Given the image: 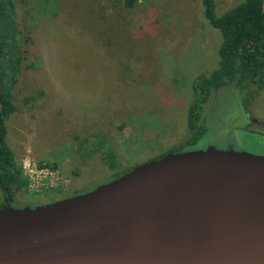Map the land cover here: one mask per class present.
<instances>
[{"label":"rangeland","instance_id":"obj_1","mask_svg":"<svg viewBox=\"0 0 264 264\" xmlns=\"http://www.w3.org/2000/svg\"><path fill=\"white\" fill-rule=\"evenodd\" d=\"M214 1L221 15L242 0ZM12 4L3 19L12 41L2 73L15 106L5 122L6 143L28 181L32 164L50 172L10 206L87 192L172 152L230 145L264 154V87L255 84L246 109L251 125L242 128L237 91L220 90L216 104L207 102L211 119L200 118L204 131L186 143V91L218 62L220 33L201 0H140L131 8L118 0Z\"/></svg>","mask_w":264,"mask_h":264},{"label":"water","instance_id":"obj_2","mask_svg":"<svg viewBox=\"0 0 264 264\" xmlns=\"http://www.w3.org/2000/svg\"><path fill=\"white\" fill-rule=\"evenodd\" d=\"M0 264H264V155L172 152L87 192L0 208Z\"/></svg>","mask_w":264,"mask_h":264},{"label":"trees","instance_id":"obj_3","mask_svg":"<svg viewBox=\"0 0 264 264\" xmlns=\"http://www.w3.org/2000/svg\"><path fill=\"white\" fill-rule=\"evenodd\" d=\"M118 1L124 7L131 8L140 0ZM201 3L206 20L220 33L218 62L210 72L195 77L191 82L190 93L185 88L190 98L187 113L190 135L186 143L194 142L198 133L204 131L205 122H201V116L209 121L214 113L207 100L215 99L220 90L234 88L237 95L243 96L245 100L254 84L264 87V0H242L221 15L215 13L214 0H201ZM12 6V0H0V191L3 195L0 208L10 206L16 194L26 190L28 184L21 165L6 143L5 122L14 112L15 106L11 86L5 83L2 73V59L12 41V37L8 36L11 23L3 19L9 16Z\"/></svg>","mask_w":264,"mask_h":264},{"label":"flooded vegetation","instance_id":"obj_4","mask_svg":"<svg viewBox=\"0 0 264 264\" xmlns=\"http://www.w3.org/2000/svg\"><path fill=\"white\" fill-rule=\"evenodd\" d=\"M236 90V89H235ZM235 94H238V92H236ZM235 98L237 99V101H235V103H238V104H240V109H241V112H242V114H244V116H245V119H246V121L244 122V124L242 125V128L245 130V127L246 126H249V125H251L252 124V118H250V117H248V113H246V109L252 104V99H253V97L251 96V95H249L248 97H247V99H245L244 100V97L243 96H239V95H235ZM236 99H234V100H236ZM209 100H212L213 102H215V103H213L212 105H214V104H216V102H217V100H218V97H216L215 99H213V98H209L208 100H207V102L209 101ZM219 102V101H218ZM246 131H248V130H246ZM249 132H251V133H255V132H252V131H249ZM226 148H233V149H236L234 146H230V145H228ZM225 148V149H226ZM236 150H239V149H236ZM257 154V153H256ZM261 155H264V154H261Z\"/></svg>","mask_w":264,"mask_h":264},{"label":"built area","instance_id":"obj_5","mask_svg":"<svg viewBox=\"0 0 264 264\" xmlns=\"http://www.w3.org/2000/svg\"><path fill=\"white\" fill-rule=\"evenodd\" d=\"M24 168V167H23ZM29 174L28 176L30 177V181H28L27 187L30 188L31 184H33V181H36V179L41 175V174H47L50 171L47 169V167H40L39 165L32 164V166L28 169ZM24 175L26 174L25 171H23ZM26 176V175H25ZM33 186V185H32Z\"/></svg>","mask_w":264,"mask_h":264}]
</instances>
